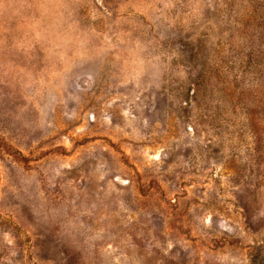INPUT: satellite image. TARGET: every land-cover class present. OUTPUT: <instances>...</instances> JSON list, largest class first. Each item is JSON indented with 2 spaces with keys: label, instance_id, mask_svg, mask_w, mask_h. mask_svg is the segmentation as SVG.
I'll return each mask as SVG.
<instances>
[{
  "label": "rangeland",
  "instance_id": "obj_1",
  "mask_svg": "<svg viewBox=\"0 0 264 264\" xmlns=\"http://www.w3.org/2000/svg\"><path fill=\"white\" fill-rule=\"evenodd\" d=\"M0 264H264V0H0Z\"/></svg>",
  "mask_w": 264,
  "mask_h": 264
}]
</instances>
